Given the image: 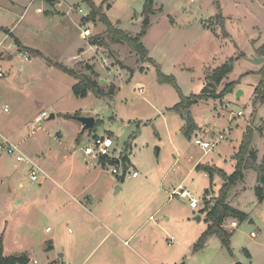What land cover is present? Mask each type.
Listing matches in <instances>:
<instances>
[{"label": "rangeland", "instance_id": "obj_1", "mask_svg": "<svg viewBox=\"0 0 264 264\" xmlns=\"http://www.w3.org/2000/svg\"><path fill=\"white\" fill-rule=\"evenodd\" d=\"M13 1L17 8L12 13L7 9L0 12V69L9 73L0 79V84H8L11 90L7 97L0 94V127L8 128L11 142L23 156H29L44 171L57 170L51 172L55 181L48 179L39 186L28 178L31 161L16 162L14 157L0 152V180H3L0 185V249L3 256L27 255L37 264H49L51 260L60 264L58 254L76 245H81L83 250L93 247L99 240L94 232L98 224L89 215L86 218L92 221L87 225L72 219L71 211L79 207L74 201L76 194L68 185L61 186L60 178L69 169H87L91 174L86 178L95 180L97 191L105 188L114 178L107 172L112 165L101 168L99 163L84 157L82 149L94 135L110 133L116 150L128 153L130 170L138 169L140 180L146 179L147 188L156 191L152 197L163 207L155 220L162 221L164 216L171 215L167 232L179 243L172 247L163 243L165 251L181 254L179 261L173 264H264V200L259 202L255 195L256 173L251 169L243 184L232 188L226 199L227 205L231 203L246 214L243 222L226 220L224 228L231 233L228 246L211 235L202 247L195 248L198 237L194 239L192 235V229L195 232L206 230L205 213L201 210L205 209L206 202L215 203L223 183L214 177L213 184L208 186L210 179L193 166H216L231 174L235 154L247 128L252 130L251 149L256 150L259 160L264 156V100L255 101L254 94L262 80L260 70L264 61L261 64L248 61L251 56L264 58L258 53L264 46V0H153L148 17L146 0H92L128 35L136 36L145 31L140 41L149 56L144 61L128 46L113 43L99 19L84 21L82 16L89 14V7L81 0H65L59 7L61 12L52 10L47 3L29 6V0ZM37 5H45L42 10L46 13L36 10ZM25 9L28 10L21 18ZM219 12L223 17L221 25ZM47 13L51 14L46 16ZM144 21L148 23L144 25ZM83 23L92 33L86 40L80 37ZM6 29L11 31L7 33ZM96 37L100 44L94 45L93 54L89 51L93 46L90 41ZM15 39L21 41L22 47L40 53L34 51V55L23 52L24 49L20 52ZM81 49L86 53L73 66L75 74L98 81L102 93H107V87L113 85L116 90L112 96H96L92 92L86 98L73 95L71 88L78 81L55 64L70 66L69 61ZM25 54L31 56L27 61L23 59ZM6 55L9 59L4 60ZM230 58L233 70L214 93L219 96L226 85L232 84L229 92L199 100L188 111L172 109L181 97L200 95L209 82L208 77ZM109 68H114L111 76ZM159 73L173 78L177 89L167 81H160ZM23 79L26 82L23 83ZM100 79L109 84H100ZM16 90L26 93L19 109ZM238 92H241L239 97ZM5 104L8 112H4ZM42 111L47 116L37 124L34 118ZM188 113L193 120L202 123L208 141L215 142L217 133L223 136L206 153L184 133ZM78 117L93 118V128L82 132L81 124L74 120ZM61 149H68L72 154L66 155ZM125 181L118 200H124L125 193L133 190L127 184L130 180ZM172 184H181L198 198V209L192 211L188 201L178 197L168 201L167 186ZM160 187L163 190H158ZM207 187L205 196L203 188ZM110 191L114 193L115 187ZM147 193L143 191L138 196L144 198ZM139 197L132 199L134 204L135 200H141ZM197 216L201 222L194 220ZM186 218L190 222L184 225L182 221ZM232 221L238 224L235 229L229 227ZM47 227L49 233H45ZM90 238V243L83 244ZM112 240L101 244L86 263L113 264L102 258ZM50 242L51 253L46 251ZM129 243L131 245V241ZM124 249L120 244L114 255L126 261L122 264H136L132 258H126Z\"/></svg>", "mask_w": 264, "mask_h": 264}, {"label": "crops", "instance_id": "obj_2", "mask_svg": "<svg viewBox=\"0 0 264 264\" xmlns=\"http://www.w3.org/2000/svg\"><path fill=\"white\" fill-rule=\"evenodd\" d=\"M59 7L57 9H54V10L56 12H58V11L61 12L59 10ZM16 8H17V5L13 0H0V12L7 9V10H9L10 13H12L13 10ZM27 10L28 9H25L23 11V13L21 14V18L24 16V14H25L24 12H26ZM50 14L51 13H47L45 15L49 16ZM53 15L54 14H52V16ZM6 30H8L7 33H9L11 31L10 29H6ZM11 36H12V33H11ZM83 40H85V39H83ZM14 43L16 46L19 45L17 47L20 50V52L22 51V49H25V50H23V52H29V53L31 52L27 47H25V46L22 47L21 41H17V39H15ZM95 47L96 46H91V48L89 47L90 49L89 48L88 49H89V51H92L94 54ZM34 51L39 52L37 50H34ZM34 51L31 53L35 55ZM146 51L148 53L147 54V57H148L149 52L147 49H146ZM85 53H86V50H83V49L79 50V53L76 56L72 57L71 60L69 61L71 64L70 66H68L67 64H63V63H57V64L63 65L65 67L67 66L68 69L72 68L70 70H73V68H74L73 66L77 65L82 60L81 57L83 55H85ZM13 55H15V54H13ZM29 57H31V56H29ZM74 58H76V62H74ZM3 59L7 60V59H9V56L6 55L3 57ZM24 61H27V60H24ZM113 69L114 68H111V70H110V68H109V70H110L109 75L110 76H111V73H113L112 72ZM1 72H2V77H0V79L4 78L5 76H9V73H7V71L3 72V70H1ZM13 76H14V74H13ZM13 76L11 75V77H13ZM69 77H71V76H69ZM71 78L76 79L75 77H71ZM100 78H104V77L100 76ZM16 79L17 78L14 79L15 82H16ZM22 82L24 83V82H26V80L23 79ZM111 82L112 81H110V83ZM8 86H9L8 84H0V94L3 93L7 97L11 91ZM18 86L20 87V85H18ZM18 89H20V88H18ZM17 90H16V93H17L16 98L19 101V105H18V109H19L20 107H22V104L24 101L23 94H26V93H25V91H23V93H21L20 91L17 92ZM5 105L7 106V104H5ZM42 112H45V111H42ZM39 114H37L36 117ZM35 118H34V122H35ZM51 118H53V116H51ZM74 120H76V118H74ZM193 121H194L195 128L192 130L188 139L191 141V139L193 140L195 137H200L203 140L208 141L207 140L208 136L206 134L207 131L205 130L204 127H202L203 126L202 123L199 121H195V120H193ZM7 129L8 128L5 126L0 127V140H6L11 145L18 148L17 145H15L11 142V140L9 138L10 135L8 136V134H7ZM94 136H103V135H94ZM105 136H108L112 139V141L114 142L113 155L118 156V154H119V156L122 159L123 167L124 166H126V167H125V169H121L122 173L120 175H112L110 172V169L109 170L107 169L108 170L107 172L114 178H111V181L106 185V187L105 188L103 187V189L100 191H97L98 187H96V185L94 183L95 182L94 179L92 181V178H90V177L86 178L88 175L91 174V171H89L87 169H69V171L66 173V175H64L62 178H60L62 180L61 186L68 185L70 190L72 192H74V194H76V198L74 199V201L76 202L75 204H77L79 207H78V209H73L71 211L72 219L74 221L78 222L79 224L81 223L82 225H87L88 221H92V220L86 218L87 215H89L90 218H92L98 224V227H96L94 229V232H95V234H97L99 236V240H97V242H95V244L93 245L92 248H88V249L83 250V247L81 245H76V246H74V248L68 250L67 252L64 251V253L58 254V258H60V262L62 264H70L69 262H72L74 264H88L86 262H88L91 259V257L96 252V250L101 246V244H105L111 238H113V240L110 243L109 248L107 249V253L104 256H102V258L107 259L108 261H111L113 264H122V262H126L122 259L120 260L119 258H117L114 255V253L117 250H119L120 244H123V246L125 247V249L122 251L126 252V254H127L126 258H128V259L132 258L136 262V264H173L176 261H179L178 259L180 258L181 254H179L178 251L175 253H169V252L165 251V243H166L167 247H172L174 244L179 243V241L173 237L174 243L172 245H169V238H171L172 236H170V234H168V232H167V224L171 220V215L165 214L166 216H164V219L162 221L159 219L155 220V215L158 214L160 209L163 207V205L161 203L160 204L157 203V200L154 197H152V194H154V192H156V191H154V190L151 191V190H149L150 188H147L148 184L146 182V179L140 180L141 174H140V171L138 169L134 168V169L130 170L128 153L125 152L124 150H116V148H115L116 144L112 138V135L110 133H106ZM216 137H218V138L215 140V142H210V141L209 142L211 144H214V143H217L218 140L223 139V136L219 135L218 133H217ZM59 146L61 148H63L61 145H59ZM61 150H62V153H66V155L70 156V154H72V152L68 149H66L65 151H64V149H61ZM254 151L256 153L257 163L260 164L262 162L263 157L261 158V160H259L258 156H257V152L255 149H254ZM82 153H83V149H82ZM8 156H10V155H8ZM83 156L85 157L84 154H83ZM26 158L28 160H30L29 156H26ZM125 159H126V161H125ZM33 163L36 164L40 168V166L36 162H33ZM96 164H98V162H96ZM107 164H105V163L100 164V167L104 169ZM198 166H202V165L197 164V165L193 166V168H195L194 169L195 171H197L196 168ZM214 167H216V166H214ZM234 167H235V165H234ZM216 168L222 170L226 175H228L223 169L218 168V167H216ZM56 170L57 169H52L51 172L53 171V173H54V171H56ZM249 170H246L244 172L245 173L244 177L246 176V174L248 173ZM134 171L138 172V175L136 178L131 177V173ZM41 172H43V174L45 175V178L42 177L40 182L36 183L39 186H42L48 179L54 180L53 177L55 175L53 173L50 172L51 173V175H50V173L48 171H44L43 169H41ZM119 173H120V171H119ZM52 175H54V176L52 177ZM204 175L207 179H210L207 173L204 172ZM214 177H215V179L220 178L222 180V182L224 183V180L222 179V177L217 176V175H215ZM214 177H213V179H214ZM125 179L130 180L129 183H127V184L131 185L133 187V190L131 193H125L124 197L126 200L125 199L124 200H118L117 199L118 195L121 192H123V188H124L123 186L125 185V182H126ZM2 181L3 180H0V185H3V184H1ZM211 181H212V179H210V184L208 186L213 184V183H211ZM243 181H244V179H243ZM117 184H119V185H117ZM240 184H243V183H240ZM161 185L162 184L160 183V186ZM19 187H22V184H19ZM114 187H115V192L113 193L110 191V189L111 188L113 189ZM145 187L147 190L145 189ZM178 187H181V184H177L176 186H175V184L167 186L168 191H166V192L168 193V201L171 200V198H173V197H177V196H171V193L173 191L177 190ZM242 187L244 189L246 188L243 185H242ZM181 188L184 189V187H181ZM208 188L209 187L203 188V193H205V191H207ZM160 189L163 190V188H161V187L158 188V190H160ZM143 191H146V193L147 192L148 193L144 196V198L139 197L138 195ZM130 196H133V197H130ZM136 197H139L141 200L140 201L135 200L136 204H134L132 199H135ZM182 200H186V199H182ZM229 206L234 208L233 204H231V203H229ZM234 209H236V208H234ZM146 215H147V219H144L146 217ZM197 217H199V221H197V222H201L200 216H197ZM197 217H195L194 220H196ZM182 222L185 225V224H188L190 221L188 218H186ZM234 222H236V221H234ZM229 225H230V223H229ZM68 232H70V230H68ZM45 233H49V232L45 231ZM184 233L186 234V232H184ZM202 233L203 232H200L199 229L197 230V232H195V230L192 229V235H193L194 239L196 237H198V239H199V237L202 235ZM190 234H191V232H190ZM251 234H253V233H251ZM163 235H164V237H163ZM91 239L92 238L84 240L83 244L90 243ZM130 241H131V245L129 243ZM163 242H165V243H163ZM52 249H53V245L50 242L47 246L46 251L51 253ZM28 259H30V257ZM66 260H69V261H66ZM28 261H29L28 262V264H29V263H31L32 260L30 259ZM34 261L35 260L32 261V264H34L33 263ZM55 261L56 260H51V262L49 264H51V263L55 264L56 263ZM97 261L99 263L100 259H98ZM36 264H37V262H36ZM199 264H202V263H199Z\"/></svg>", "mask_w": 264, "mask_h": 264}, {"label": "trees", "instance_id": "obj_3", "mask_svg": "<svg viewBox=\"0 0 264 264\" xmlns=\"http://www.w3.org/2000/svg\"><path fill=\"white\" fill-rule=\"evenodd\" d=\"M81 1L85 2L89 7V15L85 18L84 21L88 22L99 19V22L105 27L106 35L111 39L113 43L128 46L143 61L147 58L148 53L140 41L141 37L145 33L144 30H142V32L136 36H130L121 29H119L116 24H113L108 19L104 10H102L101 8V5L97 7L92 0ZM152 4L153 0H146L145 6L147 7V17L150 13V8ZM109 9L110 7L107 6V10ZM218 17L220 19L221 25V23L223 22V17L220 12ZM99 44L100 40L97 37L93 38L90 41V45L94 46ZM258 50V53L261 56H264V46H261ZM55 66L59 68L62 72H64L66 75L75 77L77 79L78 82L71 88L72 93L75 97L86 98L91 92L94 93L96 96H112L115 93L116 88L113 85L107 87V93H102L98 85V81H93L85 75L77 76L73 70H70L63 65L55 64ZM233 67V59L230 58L223 65L216 68L213 71L212 75L208 77L209 82L205 84V87L200 95L191 94L188 97H181L180 102L176 104L172 109L176 112L180 110L188 111V109L193 104L197 103L199 100L224 96V94L230 91L232 84L226 85L223 93L219 96H215L214 91L221 84L223 79L226 78L229 73H231ZM260 71L262 74V80L254 91L255 101L264 100V63L263 69ZM158 77L160 81H167L177 89L173 78L165 77L160 73ZM185 121L186 125L184 133L189 138L192 130L195 128L194 121L189 115V113ZM251 131L252 130L250 128H247L246 133L244 134V138L239 146L238 151L235 154L234 171L230 175H226L222 170L217 169L214 166L202 165L196 168L197 170H202L203 172L207 173L210 179H213L215 175L222 177L224 183L218 191V197H216L215 203L212 205L209 202H206L207 204L205 206V209L201 210L202 213H205V221L207 222V228L199 237L195 248L202 247L207 237L211 235L217 236L224 245L228 246L229 237L231 233L226 231L224 228L226 220L236 219L238 222H243L246 219L245 213L234 209L226 204V199L228 197L229 191L241 182H243V172L245 170L251 169L255 171L257 182V187L255 188V195L259 202H262L264 200V156L262 162L258 164L256 161V153L251 149L249 145ZM104 163H108L113 166L116 164V161L113 159L109 160L108 158H102L99 164ZM125 167L126 166H124L123 169H125ZM207 192L208 191H205V196L207 195ZM1 240L2 239H0V243ZM28 262V257L26 255L3 256L2 251L0 249V264H28Z\"/></svg>", "mask_w": 264, "mask_h": 264}, {"label": "built area", "instance_id": "obj_4", "mask_svg": "<svg viewBox=\"0 0 264 264\" xmlns=\"http://www.w3.org/2000/svg\"><path fill=\"white\" fill-rule=\"evenodd\" d=\"M39 2L40 4H49L52 8V10L57 9L61 4L65 3V0H29V6H32L34 3ZM42 7H46L45 5H37L36 10L40 11L42 10ZM71 7H69L70 9ZM43 11V10H42ZM55 11V10H54ZM46 13V10L43 11ZM79 13H82L81 10H79ZM89 14H84L82 17L83 19L86 18ZM84 27L80 33V36L83 39H88L91 37L92 33L91 30L85 26L83 23ZM29 56L25 54L23 56L24 60H28ZM74 62H76V58H74ZM0 77H2V72L0 71ZM4 112H8V107H4ZM238 115L240 116L241 113L239 112ZM47 116L46 112H41L36 118H35V123L39 124L43 118ZM221 138V137H220ZM193 144L200 148L203 152L209 151L214 144H211L209 141H205L200 137H195L193 139ZM113 148H114V142L112 139L108 136H93L90 139V142L83 148V154L85 157L92 159L98 163H100L102 158H108L109 160H115L116 164L113 165L110 169V172L112 175H120L122 172L121 169H123V164H122V159L119 156H114L113 155ZM0 152H4L7 155H10L14 157L16 162L20 163H29L31 160H28L26 157H24L19 149L13 145H11L8 141L6 140H0ZM107 164V163H105ZM30 167L28 169V178L32 183H39L41 178L44 177L45 175L43 172H41V169L34 164L32 161L30 163ZM120 171V173H119ZM43 175V176H42ZM138 175L137 171H134L131 173L132 178H136ZM171 196H177L181 199H186L188 201V205L192 210H196L199 207V199L191 195L188 191L185 189H182L181 187H178L177 190L173 191L171 193ZM238 226L237 222L232 221L229 225L231 229H235ZM46 232H50L49 228H46ZM252 237H254V234H251ZM174 243V238L171 237L169 238V245H172ZM36 264V261L33 262Z\"/></svg>", "mask_w": 264, "mask_h": 264}, {"label": "water", "instance_id": "obj_5", "mask_svg": "<svg viewBox=\"0 0 264 264\" xmlns=\"http://www.w3.org/2000/svg\"><path fill=\"white\" fill-rule=\"evenodd\" d=\"M147 23H148L147 21H144V25L147 24ZM248 61L253 63V64H261V63H263L264 58L263 57H257L255 59L254 56H251V57L248 58ZM99 83L100 84L106 83L107 85L109 84V82H106L103 79H100ZM240 95H241V92H238L237 93V97H239ZM76 120L81 124L83 132L89 131V130H91L93 128V125H94L93 118L78 117V118H76ZM196 220L199 221V217H197Z\"/></svg>", "mask_w": 264, "mask_h": 264}]
</instances>
